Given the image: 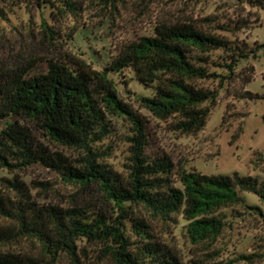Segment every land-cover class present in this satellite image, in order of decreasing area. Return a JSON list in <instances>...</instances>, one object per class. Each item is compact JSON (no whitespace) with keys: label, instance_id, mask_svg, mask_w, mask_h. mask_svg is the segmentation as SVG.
Returning <instances> with one entry per match:
<instances>
[{"label":"trees","instance_id":"obj_1","mask_svg":"<svg viewBox=\"0 0 264 264\" xmlns=\"http://www.w3.org/2000/svg\"><path fill=\"white\" fill-rule=\"evenodd\" d=\"M99 1L115 7L124 0ZM237 1L264 9V0ZM36 2L55 7L52 0ZM63 6L72 12L77 9L69 0H63ZM44 26L45 32L52 31L48 24ZM263 48L264 44H257L248 49L188 22L161 23L153 35L125 45L100 72L84 63L56 60L48 62L46 71L32 73L42 61L37 58L1 73L0 121L12 120L0 128V170L18 173L41 165L67 184L100 194L101 199L86 207L41 206L25 182L5 179L16 194L12 197L0 186V264H39L34 257L4 247L10 239L21 238L38 243L55 262L67 255L74 264H82L78 251L86 252V247L80 249V242L86 240L99 245L97 258L108 264H185L175 249L156 238L148 218L167 222L181 217L187 222L189 241L208 246L215 245L226 230L229 209L252 210L264 221L262 207L249 205L245 197L253 193L264 201V183L258 177L177 169L167 155L148 153L146 120L121 97L110 77L131 70L142 86L152 90L151 95L138 98L141 107L169 123L171 130L192 135L205 128L219 97L217 90L199 82L230 80L241 61L253 60ZM215 51L229 57L225 75L210 71L209 56ZM247 70L248 85L255 68ZM247 95L250 100L264 98L252 92ZM110 116L124 118L133 127L127 179L105 162L98 148L111 134ZM32 128L62 151L39 143ZM67 152L79 157L73 159ZM6 222L12 225L5 226Z\"/></svg>","mask_w":264,"mask_h":264},{"label":"rangeland","instance_id":"obj_2","mask_svg":"<svg viewBox=\"0 0 264 264\" xmlns=\"http://www.w3.org/2000/svg\"><path fill=\"white\" fill-rule=\"evenodd\" d=\"M52 1L55 7L49 2L39 6L36 0H0V74L37 58L42 61L32 73L46 71L48 62L56 60L84 63L100 72L125 45L153 35L161 23H192L248 49L264 44V9L239 4L237 0H124L115 7L99 0H69L77 8L75 12L64 7L63 0ZM45 23L52 31H44ZM227 62L230 60L225 53L212 52L210 71L225 75ZM248 66L255 68V75L247 85L244 77ZM110 77L121 97L146 120L147 152L153 157L167 155L177 169L183 167L207 175L239 173L256 176L264 183V98H246L247 92L264 96V48L253 60L241 61L230 80L212 78L199 82L204 88L217 90L219 97L205 128L192 135L171 130L169 123L154 118L141 107L138 98L151 95L152 90L142 86L131 70ZM10 120H1L0 128ZM108 121L111 134L98 148L104 152L105 162L127 179L133 127L121 117L110 116ZM34 135L51 151H62L37 130ZM65 155L79 157L74 152ZM14 178L25 182L33 200L41 206L86 207L99 204L101 199L100 194L67 184L41 165L18 173L0 170V186L12 197L16 192L4 180ZM176 185L181 186L179 181ZM245 197L249 205L264 210V201L257 195L245 193ZM134 209L141 216V210ZM227 213V228L211 246L192 244L186 236L187 222L181 217L167 222L146 218L151 219L156 238L175 249L185 264H264L263 219L248 209H229ZM4 247L34 257L39 264H74L67 255L53 261L38 243L26 238L10 239ZM85 247L83 254L78 251L82 264H108L97 258L99 245L84 240L80 249ZM250 254L251 261L241 259Z\"/></svg>","mask_w":264,"mask_h":264}]
</instances>
